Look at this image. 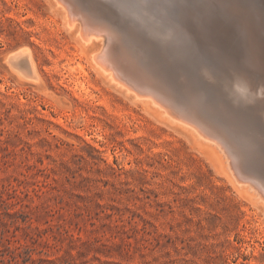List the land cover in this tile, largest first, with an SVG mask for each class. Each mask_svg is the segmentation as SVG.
Returning a JSON list of instances; mask_svg holds the SVG:
<instances>
[{"label": "rangeland", "instance_id": "rangeland-1", "mask_svg": "<svg viewBox=\"0 0 264 264\" xmlns=\"http://www.w3.org/2000/svg\"><path fill=\"white\" fill-rule=\"evenodd\" d=\"M160 1L80 0L124 31L143 58L168 59L178 90L186 71L203 115L228 121L235 141L246 135L239 150L264 172V139L248 129L264 131V70L245 63L253 98L237 85L246 48L239 17L255 23L264 45V0H218L233 2L231 14L214 4L204 10L205 0ZM197 4L196 14L212 16V29L199 27L196 14L182 15ZM57 10L51 0H0V264H264V212L235 191L193 128L157 119L93 72L77 83L68 69L80 52ZM178 25L197 35L183 29L182 38L175 28L170 43L188 57L179 65L154 32ZM221 39L233 48L234 65L221 57L223 46L212 45ZM27 46L41 81L20 77L8 61ZM215 110L246 121L235 131Z\"/></svg>", "mask_w": 264, "mask_h": 264}, {"label": "bare ground", "instance_id": "bare-ground-1", "mask_svg": "<svg viewBox=\"0 0 264 264\" xmlns=\"http://www.w3.org/2000/svg\"><path fill=\"white\" fill-rule=\"evenodd\" d=\"M51 1L53 6L58 9L57 11L62 12L64 26L67 29V31H69L75 38L78 50L80 52V57L76 61L70 62L68 69L69 74L76 80L77 83L81 81V77H86L90 72H93L97 76V78L102 80L104 83L123 92L127 96L134 99L136 102H140L148 112L156 115L155 117L157 119L167 122L171 121V123L176 122L177 124H180L185 128L187 126H190L191 127L190 129L193 128L194 130L193 136L196 144L200 148L205 149L206 154L210 157V159L215 164L217 169L222 174H224L225 177L230 181L235 191L242 198L249 201L255 207L261 209L264 212V172L261 171L263 167L261 169H258V167H255V165L250 164L249 162L250 160L248 161L249 158H247L248 156L246 157L240 152V150L243 148L239 150L238 146L240 144L237 145V143L239 142L236 141L238 140L239 136L235 135L237 137L236 138L237 140L235 141L234 137L232 136L233 135L232 132H230L229 129H227L228 126L224 125L228 122L226 121L227 119L228 120L231 119L229 125L232 128L233 126H231V123L233 121L232 125L236 127L234 128V130L236 131V129L239 128L237 126L238 125L237 123H241L244 120L246 121V119L243 118V116H239L240 118L242 117L241 118V120L243 119L242 121L237 119L239 118L238 116L232 115L234 111L231 113L232 116L230 115L226 116L229 110L227 111L226 108L224 110L227 112H222L223 110L222 108L225 107L226 105L220 103L221 106L223 105L224 106L223 107L220 106L222 110L221 111L218 110V111L222 112L221 114L225 113L224 115L227 117V119L225 120L224 119L225 117L223 115L222 118L224 117L223 120H225L226 123H224L223 125L217 124L216 120L212 118L213 116L210 117L203 115L202 111L200 110L201 108L198 107L199 103H194L195 100L197 102L196 98H199L198 94L197 92L191 91L189 89L190 87H188L187 84L193 85V82L195 80H193L192 78L190 79L189 75L186 74V71L184 73L181 72L182 75L180 74L182 78V83H184L185 86H182L181 84H180L181 86L178 85L180 87L178 90L176 89L177 87L175 88V86L172 83V80L170 79L171 78L170 66L172 65H170V61H168V59L166 60L167 61L166 62V61H159L154 58H149V59L143 58L142 54L140 53L143 54H147V53L144 52L138 45L131 42L130 41L131 38L128 39L129 36L128 35L125 36L124 31H121L116 24L111 23L110 19L103 17L100 13L96 12L92 7L86 6L83 3H81L80 0H51ZM139 1L142 2L143 4H147V2L149 1L150 3H152V6L155 3L156 5L161 3L160 0H139ZM212 4L223 9L225 12H229V14H231V11L233 10V2L232 4H227V5L223 3L222 5L223 7H222L218 2V0H205L204 10H206V8L211 9ZM197 5L199 6V4ZM160 6L161 9L159 7L158 9L162 13L163 19L166 20L167 23L170 25L169 9L167 7H163L162 5ZM189 7L190 9L186 7V10L181 11L182 15L190 16V13L191 15H193L196 14L197 12H202L200 6L198 9H194V7L191 6ZM195 16L197 18L196 22L198 23L199 27H202L205 31L212 29V20H211L212 16L210 14H203V15L196 14ZM239 19H240L241 27L243 28V33L245 32V37L243 38H245L246 40V42H244L246 43V48L242 60L243 65L241 66L242 68L240 69L241 72L239 71L241 73V77L239 82L236 83L240 87L242 92L246 93L248 96H250V98H253L256 95L255 90L257 88L255 87L256 89L255 90L253 89L252 82L254 81L253 79L251 81V77L253 75H251L250 77V73L246 69V66L250 64L253 70L255 69L258 71L264 70V45L257 38L254 29V26H256L255 23L250 22L248 17L244 15H241ZM185 26L183 25L174 26L173 27L174 31L171 32L164 31L163 29H159V30L156 29L154 31L156 36L159 38L158 41L163 45L164 52L169 57H171L174 60V62L177 63V65H179L178 64L179 61L182 64L185 63L188 60L187 59L188 57L182 52V49H180V46H178L177 43H170L172 41V38L177 37L175 36L176 35L175 28L179 30L178 32L179 34L181 33L179 37L184 38V36L186 35L185 33L182 32L184 29L187 32V34L191 36V38H193L195 41H196L195 38H197V35L194 33V31H191L190 30L191 28L188 29L187 25ZM148 29H150V27H148ZM263 30L261 33L264 34ZM202 37L204 38V36ZM212 42H213L212 45L216 43L215 45H220V47L223 46V48L225 49L227 48L226 45H228L225 43L227 41L223 39L217 40V42L215 41ZM213 47L218 51L220 50L218 46H213ZM134 48L136 49V51ZM231 49H226L227 50L226 55H224V53L221 52L222 53L221 57H224L227 60V62L233 64L234 63L233 61L235 59L233 58V54H231L233 52L231 51ZM32 50L33 49L29 46H27L25 49H22L21 51L17 50V52H13L10 55L8 61L10 62V65L16 70L18 75L19 74L22 76L24 75L28 77L29 80L32 79V81H41L42 72L38 68L36 57ZM245 63L247 65H245ZM164 65L169 69L168 74L164 71L165 69ZM154 75L155 76L157 75L158 82L160 81L164 86H161L160 83L158 84L156 80L157 77L155 78ZM181 78L179 80H181ZM236 79L237 78H235V80ZM185 82L187 84H185ZM259 86L261 90L264 88L262 83ZM173 89L174 90L176 89L175 90L176 92ZM187 99H189L188 102ZM190 99L193 100V104L191 106L189 102ZM263 100L264 99H262V101ZM218 102L219 101H217V103ZM186 103H189L188 107ZM208 104L211 105L212 107L213 105H217L216 102L213 105L210 103ZM225 104L227 103L225 102ZM227 107L230 108V106ZM209 108L211 109V107ZM218 108L219 105H217L216 109ZM218 111L215 110L216 113ZM247 119H249V117ZM250 124L247 123L245 125H250ZM245 125L242 128L244 129V131L241 130L240 128V132L243 131L244 133L245 131H247L245 130ZM248 129L251 130V134H250L251 138L262 136V139H264L263 130L256 131L254 130V128L251 129L249 126ZM239 134L242 137L246 136L244 134L243 136L242 133ZM240 137H239V141L241 140ZM243 139L245 141V139L247 138H243ZM243 139L240 141L241 143ZM252 149L253 148H251V150ZM247 154L249 155V153ZM260 165H264V164L261 163Z\"/></svg>", "mask_w": 264, "mask_h": 264}]
</instances>
